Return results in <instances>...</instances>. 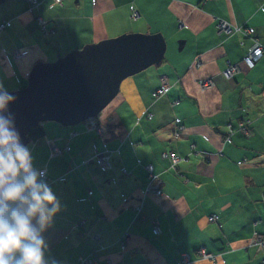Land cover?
I'll return each instance as SVG.
<instances>
[{
    "label": "crops",
    "instance_id": "0c3cea01",
    "mask_svg": "<svg viewBox=\"0 0 264 264\" xmlns=\"http://www.w3.org/2000/svg\"><path fill=\"white\" fill-rule=\"evenodd\" d=\"M37 1L31 11L24 0L0 4V22H8L0 83L8 92L27 84L36 62L86 44L130 33H160L165 43L162 61L124 78L92 117L101 136L85 129L91 118L68 126L47 120L26 144L61 205L43 234L48 264H77L92 252L98 264H175L183 252L189 264L264 260V247L249 246L255 232L264 238V52L252 68L243 62L254 42L264 48V0ZM37 16L51 33H41ZM219 21L234 32L219 33ZM13 51L24 55L15 59ZM228 63L238 68L229 80ZM204 79L212 86L201 89ZM160 87L166 92L155 96ZM176 119L184 126L178 134ZM52 144L61 154L50 155ZM103 149L111 151L106 172L93 157ZM164 152L182 158L177 170ZM146 165L161 180L160 196L144 191ZM200 248L216 259L197 258Z\"/></svg>",
    "mask_w": 264,
    "mask_h": 264
},
{
    "label": "water",
    "instance_id": "95a60500",
    "mask_svg": "<svg viewBox=\"0 0 264 264\" xmlns=\"http://www.w3.org/2000/svg\"><path fill=\"white\" fill-rule=\"evenodd\" d=\"M164 52L160 33H130L86 44L54 62H36L27 84L9 92L16 97L8 112L21 142L30 141V130L40 122L68 126L96 117L116 96L124 78L158 65Z\"/></svg>",
    "mask_w": 264,
    "mask_h": 264
},
{
    "label": "clouds",
    "instance_id": "9594fccd",
    "mask_svg": "<svg viewBox=\"0 0 264 264\" xmlns=\"http://www.w3.org/2000/svg\"><path fill=\"white\" fill-rule=\"evenodd\" d=\"M15 99L0 83V264H48L43 234L61 205L21 142L8 112Z\"/></svg>",
    "mask_w": 264,
    "mask_h": 264
},
{
    "label": "built area",
    "instance_id": "2783aa9c",
    "mask_svg": "<svg viewBox=\"0 0 264 264\" xmlns=\"http://www.w3.org/2000/svg\"><path fill=\"white\" fill-rule=\"evenodd\" d=\"M26 3V7L27 10L31 11L33 10L35 7H37L38 5V1L37 0H24ZM63 2V0H52V3L55 5L61 4ZM131 10V18L132 19H136L138 17V13L136 10H134L133 8H130ZM37 20V25L41 31V33L43 35H47L49 33L52 32V29L48 26L47 21H45L41 16H37L36 17ZM7 25V23L3 22L0 23V29H4L5 26ZM218 32L219 33H224L226 35H230L232 34L234 31L233 29H231V27H229V25L226 26V22L224 21H219L218 23ZM250 31L249 28H246V32L248 33ZM261 51H262V47L259 43H254L248 50L247 54L245 55V57L243 58V61H245V63H247L248 65H253L254 62L258 61L261 57ZM23 53H19V52H13V56L14 57H18ZM237 67L236 65H231L230 63L227 64L226 70H225V75L227 77L232 78V76L237 72ZM212 81L211 80H207L206 82L200 81V85L201 87H209L212 86ZM166 92V89H164V87H160L158 89H156L154 91V95L155 96H159L162 95ZM146 117L148 119H151V115L147 114ZM176 123V133H178V131L183 130L184 126L180 123L179 119L175 120ZM84 127L87 131H91L94 132L96 135L101 136V128L100 125L98 124V122L96 121V119L91 118L89 120H87L84 124ZM243 130H245V132H248V129L246 128V126L242 127ZM58 153H61V151L59 149H57L53 144L50 146V155L54 156L57 155ZM93 157L96 159L97 161V165L98 168L100 169V171L102 172H106L108 170H110L111 166H110V156L109 154H107L106 150H94V155ZM161 158L166 159L169 162V166L171 169L177 170V166L178 164L182 161V158L176 156L174 153L172 152H164L161 154ZM147 173V184L146 187L144 189L145 193L147 192H152L155 195H161L162 191H161V180L159 179V177L153 173V168L152 165H147L145 167ZM41 171H45L44 169H42ZM123 174H126L125 171H123ZM44 178H46V175L44 176ZM112 181H116L115 178H112ZM263 200H264V194H263ZM139 210L138 207L136 208V211ZM215 217L211 216L209 217V221H214ZM151 224L153 226V232L154 233H158V226H157V220L156 219H151ZM95 239H97V236H94ZM250 246H253L257 249V251H261L262 248L264 247V238L260 235H258L256 232L253 234L250 242H249ZM196 254L198 256L199 259H205V260H210V261H214L216 255L213 253H209L204 251L202 248L198 249L196 251ZM190 262V256L188 255V253L183 252L180 254L178 261L175 264H189ZM264 260L262 259V261L260 262V264H264L263 263ZM78 264H98V256L96 252H92L89 255L85 256V257H80L78 259Z\"/></svg>",
    "mask_w": 264,
    "mask_h": 264
},
{
    "label": "rangeland",
    "instance_id": "374dc122",
    "mask_svg": "<svg viewBox=\"0 0 264 264\" xmlns=\"http://www.w3.org/2000/svg\"><path fill=\"white\" fill-rule=\"evenodd\" d=\"M36 21H37V20H36ZM3 22L7 23V25H8V22H7V21H1L0 23H3ZM7 25H6V26H7ZM227 25H228V24L226 23V26H227ZM6 26H5V27H6ZM2 30H3V29L1 28L0 31H2ZM230 35H231V34H230ZM248 50H249V49H248ZM13 52H15V51H13ZM13 52H12L11 54H12V57L15 58V59L20 58V57H22V56L24 55V53H23V54H21V55L18 56V57H14V56H13ZM16 52H17V51H16ZM18 52H19V51H18ZM247 52H248V51H247ZM247 52L245 53V55L247 54ZM19 53H21V52H19ZM245 55H244V57H245ZM244 57H243V58H244ZM243 62L245 63V61H243ZM256 62H257V61H256ZM256 62H254V64H253L252 66H251V65H248L247 63H245V65H246L248 68H252V67L255 65ZM225 70H226V68H225V69L223 70V72H222L223 76H224L226 79H228V80H229V79H232V78L227 77V76L225 75ZM232 77H233V76H232ZM207 80H210V79H204V80H201V81L206 82ZM198 84H199V86H200L201 89H207V88L211 87V86H209V87H201V85H200V81H199ZM95 118H96V117H95ZM96 121L98 122V124L100 123V122L98 121V119H97ZM40 123H41V122H40ZM40 123H39V124H40ZM39 124H38V125H39ZM175 124H176V123H175ZM38 125H37V126H38ZM182 131H183V130H180V131H178V133H181ZM101 133H103V131H101ZM178 133H177V134H178ZM193 148H194V145H191V149H193ZM104 150H106V151H107V154H109V156H111V151H110V150L103 149V151H104ZM58 154H61V153H58ZM93 155H94V154H93ZM146 166H147V165H146ZM146 166H145V167H146ZM152 168H153V167H152ZM146 172H147V171H146ZM147 173H148V172H147ZM44 179L47 180V177L44 178ZM157 196H160V195H157ZM136 208H137V207H135V209H134L135 211H136ZM138 211H139V210H137L136 212H138ZM155 234H156V233H155ZM97 238H98V237H97ZM94 239H95V238H94ZM121 244H122V243H121ZM249 246H250V244H249ZM203 250H204V249H203ZM204 251H205V250H204ZM84 257H85V256H84ZM215 259H216V257H215ZM209 261H210V260H209ZM211 262H212V261H211ZM77 264H78V262H77Z\"/></svg>",
    "mask_w": 264,
    "mask_h": 264
},
{
    "label": "trees",
    "instance_id": "16d2710c",
    "mask_svg": "<svg viewBox=\"0 0 264 264\" xmlns=\"http://www.w3.org/2000/svg\"><path fill=\"white\" fill-rule=\"evenodd\" d=\"M42 134H43V132H42V129L39 127V125L38 126H36L35 128H33V129H31L30 130V132H29V134H28V136H29V138L31 139V140H35V139H37V138H39V137H41L42 136ZM163 159V158H162ZM164 160H166V159H164ZM168 162V161H167ZM169 163V162H168ZM158 226V225H157ZM152 228H153V226H152ZM258 234V233H257ZM258 235H260V234H258ZM197 251V250H196ZM196 251H195V253H196ZM181 254V253H180ZM189 255V254H188ZM180 256V255H179ZM190 256V255H189ZM196 257L198 258V256H197V254H196Z\"/></svg>",
    "mask_w": 264,
    "mask_h": 264
},
{
    "label": "bare ground",
    "instance_id": "6f19581e",
    "mask_svg": "<svg viewBox=\"0 0 264 264\" xmlns=\"http://www.w3.org/2000/svg\"><path fill=\"white\" fill-rule=\"evenodd\" d=\"M254 43H255V42H254ZM254 43H253V44H254ZM256 43H257V42H256ZM253 44H252V45H253ZM261 47H262V51H261V56H262V55H263V52H264V48H263V46H261ZM164 89H165V88H164ZM263 201H264V200H263ZM263 263H264V262H263ZM259 264H260V263H259Z\"/></svg>",
    "mask_w": 264,
    "mask_h": 264
}]
</instances>
